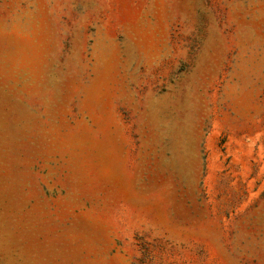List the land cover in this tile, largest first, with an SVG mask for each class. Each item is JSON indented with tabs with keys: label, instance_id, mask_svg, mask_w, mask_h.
Wrapping results in <instances>:
<instances>
[{
	"label": "rangeland",
	"instance_id": "rangeland-1",
	"mask_svg": "<svg viewBox=\"0 0 264 264\" xmlns=\"http://www.w3.org/2000/svg\"><path fill=\"white\" fill-rule=\"evenodd\" d=\"M0 264H264V0H0Z\"/></svg>",
	"mask_w": 264,
	"mask_h": 264
}]
</instances>
